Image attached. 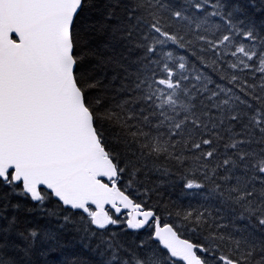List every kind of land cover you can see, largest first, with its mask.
<instances>
[{"label":"snow or ice","instance_id":"obj_1","mask_svg":"<svg viewBox=\"0 0 264 264\" xmlns=\"http://www.w3.org/2000/svg\"><path fill=\"white\" fill-rule=\"evenodd\" d=\"M0 264H264V0H0Z\"/></svg>","mask_w":264,"mask_h":264}]
</instances>
